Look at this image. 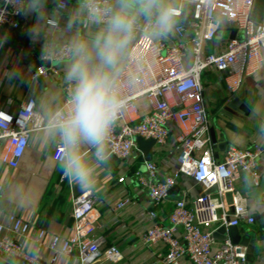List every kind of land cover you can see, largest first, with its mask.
Instances as JSON below:
<instances>
[{
	"label": "built area",
	"instance_id": "built-area-1",
	"mask_svg": "<svg viewBox=\"0 0 264 264\" xmlns=\"http://www.w3.org/2000/svg\"><path fill=\"white\" fill-rule=\"evenodd\" d=\"M177 3L175 8L179 14L181 4L190 5V18L188 28L176 23L170 39L162 40L153 35L143 19L137 24L113 78L112 92L121 103L105 143L106 155L127 158L136 148V138H150L155 146L162 147L169 136V125L173 124L177 129L176 168L160 175L156 163L148 160L144 161L143 170L131 172L151 204L146 212L149 225L141 235L142 244L161 245L163 253L158 254L159 264H181L182 261L185 264H244L246 247L229 237L218 241L212 232L219 227H236L254 221L245 192L237 189L234 182L244 174L251 179L252 186L258 185L261 174L257 161L262 148L257 144L250 148L226 145L221 159L214 156V143L208 136L201 74L207 68L220 72L230 101L240 89L243 78L264 66V16L258 23L251 19L254 0H177ZM66 6L65 0L56 3L61 11ZM23 11V0H0V28L25 30ZM46 24L57 26L53 20H46ZM223 31L234 35L224 46L218 44L215 50L209 51L207 47L215 41L217 32ZM71 55L69 43L42 42L37 56L40 64L30 72V78L36 80L58 74L54 63L67 60ZM45 61L48 67L41 63ZM69 84L67 80L61 82L62 100L45 118L39 116L32 96L15 110L7 105L0 107L1 162L15 168L32 132L56 130L62 113L69 107ZM141 97L150 107L143 116H139L136 108V100ZM64 151L57 132L53 159L62 163ZM88 152L95 159V149ZM60 176L68 181L63 170ZM182 176L189 177L202 189L190 204L183 198L176 200L164 224L158 219L155 208L168 197L169 190ZM123 179L120 176L117 181ZM2 193L0 183V197ZM226 194L230 196L229 204L224 202ZM95 202L96 195L91 188L72 196V235L48 236L49 263L55 262L59 255H73L76 264L116 263L121 259L116 246L103 247L102 238L94 234ZM129 203L130 199L123 196L111 211H120ZM44 235L43 229H36L16 214L8 213L5 220L0 221V261L45 264L38 252L31 253L23 245V241L38 242Z\"/></svg>",
	"mask_w": 264,
	"mask_h": 264
},
{
	"label": "crops",
	"instance_id": "crops-1",
	"mask_svg": "<svg viewBox=\"0 0 264 264\" xmlns=\"http://www.w3.org/2000/svg\"><path fill=\"white\" fill-rule=\"evenodd\" d=\"M57 1L23 0L22 19L26 22V29L13 31L0 28V107L7 105L11 110H15L22 101L32 96L39 116L45 118L59 106L62 100L61 82L66 80V67L75 60V44L87 42L91 45L96 38L99 26L85 22L78 0H65L67 6L63 11L57 9ZM167 3L169 7H178L177 0H167ZM190 11L189 4H181L177 23L188 28ZM46 20L57 22V26L46 24ZM170 34L171 31L166 36H156L168 40ZM231 34L233 32H220V36L216 37L207 49L215 50L218 44L224 46ZM45 41L52 45L69 43L72 46V55L67 60L54 63L58 74L32 80L29 75L40 64L37 56L42 42ZM201 83L209 123L208 136L214 143V156L221 159L226 145L250 148L253 144H257L262 148L257 161V169L262 176L264 174V66H261L258 72L243 78L240 89L230 101L227 100L228 93L220 72L207 68L201 74ZM235 98L239 101L233 105L231 101ZM136 108L139 116L150 110L143 97L136 100ZM176 133V127L170 124L166 144L162 147L153 145L150 149L149 160L156 163L160 175L170 173L177 166ZM56 140L57 131L54 129L32 132L15 168L0 161V183L3 186L0 197V221L3 222L8 213H14L32 224L34 228L43 229L45 231L43 238L38 242L23 241V245L31 253L38 252L45 264H76L73 255H59L55 262H48L50 255L46 246L48 236L72 235L71 198L84 189L66 179H61L62 163L56 162L52 157ZM91 149L94 148L85 146L84 151ZM87 155L94 160L91 153L88 152ZM107 157L108 159L103 163L96 162L95 180L92 186L87 188H91L96 195L94 210L97 220L94 234L102 238L103 247L116 246L121 259L116 263L101 261L97 264H159L158 254L163 253L161 245L148 247L141 242V235L149 225L146 212L151 209V204L146 191L135 183L131 174L134 169L143 170V163L146 160L137 145L125 159L111 155ZM120 176L124 177L122 182L117 181ZM247 178L241 174L234 182V186L246 192L249 189ZM201 189L202 187L189 177H180L169 190L168 197L155 208L158 219L166 224L173 203L183 198L187 204H190ZM123 196H127L130 203L122 210L112 212L113 205ZM224 202L229 204V194L224 196ZM247 205L254 221L243 222L236 226L237 234L234 240H239L247 233L254 234L256 243L252 252L247 253L244 264H264V195L259 203L247 197ZM181 264H185V261Z\"/></svg>",
	"mask_w": 264,
	"mask_h": 264
},
{
	"label": "clouds",
	"instance_id": "clouds-1",
	"mask_svg": "<svg viewBox=\"0 0 264 264\" xmlns=\"http://www.w3.org/2000/svg\"><path fill=\"white\" fill-rule=\"evenodd\" d=\"M85 22L99 26L94 41L74 46L75 60L66 67L71 89L69 107L56 125L65 151L63 174L80 188L92 186L120 101L113 95L115 69L141 19L151 33L166 36L176 25L178 10L167 0H78ZM35 38V36H33ZM85 146L95 149L90 159Z\"/></svg>",
	"mask_w": 264,
	"mask_h": 264
},
{
	"label": "water",
	"instance_id": "water-1",
	"mask_svg": "<svg viewBox=\"0 0 264 264\" xmlns=\"http://www.w3.org/2000/svg\"><path fill=\"white\" fill-rule=\"evenodd\" d=\"M264 16V0H254L252 12H251V19L255 22H260L262 17ZM220 36V32H217L216 37ZM233 37V34H231V37ZM46 67H48V62H41ZM41 79V77H38V80ZM238 99L235 98L231 101V104L235 105L238 103ZM136 145L137 148L141 151L142 155L144 156V159L147 161L149 160L150 155V149L154 145V141L150 138L142 139V138H136ZM248 186L249 189L245 192V195L249 198H252L254 202L259 203L262 200V196L264 195V174L260 177V181L257 186H252L251 179L248 177ZM236 228L235 227H219L215 231L212 232V236L214 239L218 241L225 240L226 238H229L233 242H238L242 245H244L247 248V253L252 252V249L254 248V245L256 243V238L254 234L247 233L244 236H242L239 240H234V237L236 236ZM0 264L1 263L0 261Z\"/></svg>",
	"mask_w": 264,
	"mask_h": 264
},
{
	"label": "rangeland",
	"instance_id": "rangeland-1",
	"mask_svg": "<svg viewBox=\"0 0 264 264\" xmlns=\"http://www.w3.org/2000/svg\"><path fill=\"white\" fill-rule=\"evenodd\" d=\"M225 36H227L226 34H224ZM1 263L3 264H15V261L14 260H7V261H2Z\"/></svg>",
	"mask_w": 264,
	"mask_h": 264
},
{
	"label": "trees",
	"instance_id": "trees-1",
	"mask_svg": "<svg viewBox=\"0 0 264 264\" xmlns=\"http://www.w3.org/2000/svg\"><path fill=\"white\" fill-rule=\"evenodd\" d=\"M8 264V263H7ZM16 264V263H15Z\"/></svg>",
	"mask_w": 264,
	"mask_h": 264
}]
</instances>
